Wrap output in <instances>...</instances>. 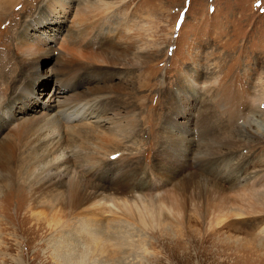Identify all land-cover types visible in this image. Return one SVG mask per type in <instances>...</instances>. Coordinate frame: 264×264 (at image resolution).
I'll use <instances>...</instances> for the list:
<instances>
[{
	"label": "rangeland",
	"instance_id": "1",
	"mask_svg": "<svg viewBox=\"0 0 264 264\" xmlns=\"http://www.w3.org/2000/svg\"><path fill=\"white\" fill-rule=\"evenodd\" d=\"M5 1L0 40L8 45L45 0H11L6 9ZM60 7L45 10L59 9L56 21L29 34L50 45L49 37L62 35L65 54L42 52L34 67L24 68L15 45L1 52L0 108L8 101L12 107L9 122H0V141L12 138L14 122L33 116L42 103L100 96L96 111L118 119L120 144L61 129L57 147L76 167L89 169L87 161L99 158V181L116 184L112 177L139 173L151 187L137 194L150 197L161 218L156 229L126 221L114 226L109 239L97 240L105 244L100 251L78 237L80 215L59 217L49 208L52 196L33 200L37 193L26 188L19 203L4 189L0 264H264V0H82L70 14ZM70 20L74 26L67 29ZM188 76L197 80L193 89ZM29 78L32 95L13 100ZM173 111L170 136L165 122ZM100 126L110 133L109 125ZM33 144L34 156L41 155L43 143ZM104 148L111 154L103 155ZM46 160L39 158V165ZM37 214L46 217L44 226ZM94 224L87 221L86 230L93 232Z\"/></svg>",
	"mask_w": 264,
	"mask_h": 264
},
{
	"label": "bare ground",
	"instance_id": "2",
	"mask_svg": "<svg viewBox=\"0 0 264 264\" xmlns=\"http://www.w3.org/2000/svg\"><path fill=\"white\" fill-rule=\"evenodd\" d=\"M10 1L11 0H6L3 3V7L5 9L7 8L5 6L10 5ZM81 2L82 0H45L40 6V9L42 10L40 11L39 9V12H37L31 19V22L29 21V23H24L20 30H16L11 35V43H8V45L13 44L18 50H20V61L23 67L25 65H28L29 68L34 67L40 60V55L42 52L56 53V55L59 56L65 54L66 46L64 42H61L63 38L62 35L56 34L49 37L48 39H52L53 42V44L50 45L45 41V39L40 38L38 35L32 37V34H29V32L31 30V27L35 30L36 27L41 26L44 21L53 22L56 21L59 17V9H51L47 11V13L45 12V10L59 5L61 6L60 8L64 11V14H70L72 10L68 11V9H73L74 4L78 5ZM1 8L2 6L0 4V9ZM47 14L52 16L47 17ZM73 26L74 22L70 20L67 29ZM109 31L110 29L103 32L105 33L104 37L110 38ZM5 39L6 41H9L8 38ZM8 45L2 44L0 40V56L1 52L3 50H6ZM29 52H31V54H34V56L28 59L27 55H29ZM7 56L8 55H6V58ZM61 64L62 63L60 62L59 67H57L55 70L60 71ZM31 79L32 78H29L27 81L18 85L15 93L12 95L13 100L22 101V99H28L29 96L32 95L30 85ZM187 81L191 89L195 88L197 82L196 79L188 76ZM99 97L88 95V97L85 98L82 102H76L72 105L62 104L59 102H57V104L45 102L42 103L37 109H35V113L32 114L33 116L24 118V120H22L21 122H14L15 124L13 123L14 125L12 126L14 127L16 134L10 139H3L2 141H0V193L5 189V191L16 195L15 197L18 198L19 203L25 201L26 188L29 189V192L31 191L30 195L33 194V191L34 194L37 193V195L33 197V200H38V198L40 200V198L42 197L52 196L50 197V204H48L49 208H51V210H55L56 215L58 210V212L60 213L59 217H66L71 215H73L74 217V215H80V223L76 230V233H78V237L80 238V240L90 241L91 243L93 242L94 249L105 251L106 249L104 242H99L101 244L97 245V240H99L100 237H103L104 240L109 239V237L113 233L111 229H113L114 226H124L122 224L124 221H126V223L138 224L141 227L150 226L149 228L156 229L159 225L158 219L161 217L157 212L158 210L155 204L151 200H148V198L150 197L147 196L146 198V194H137V192L139 193L140 190H150L151 187L146 184H142L144 181L141 182V177L138 178L139 173L124 174L123 172V174L112 177L111 179H115L118 181V183L116 184L108 183V177L103 179L102 181H99V179L96 178L97 175L94 173V171H96V166H98L96 162L97 160H99V158L97 160L91 158L89 161H87L86 164L90 163V168L85 169L88 167L85 166V168H82L81 166L76 167L78 165H70L68 162L70 161L68 160L69 155H63L59 151L57 147L59 138H57V136L58 134H62L63 132L66 134H72L83 129L86 133L95 134L99 136V138L101 137L109 143L111 142L114 148L118 146V144H120L119 141L124 139V136H121L120 134L121 132L116 133V131H114V129L118 130L117 126L119 124L116 122L118 119L115 118L116 120L114 121V119L112 120L107 116H103L100 113V110L98 111L97 109L96 111V103ZM11 107L12 103L11 101H8L4 103L2 108H0V122L2 121V123H4L5 120L9 122L11 117ZM118 107L123 110L126 109V106L124 105ZM176 114L177 111H173L166 117L167 122H165V125H168L170 127L168 129V133H170V136H173L172 132L177 125V121L174 116ZM105 124L109 125L108 128L110 130V133L103 131V129L101 130L100 125ZM181 125L183 126L184 123L181 122ZM61 129L63 130V132ZM35 138L37 139L35 141L43 143L44 148L43 153L41 155L39 154V156L36 155V157L34 156V152L37 151V148H35V145L33 144L35 142ZM125 145H127V143ZM181 148H185V145ZM163 151H165V149ZM102 153L103 155L111 154L110 149L108 148H104ZM184 155H188L186 154V151L184 152ZM36 158H38V160ZM39 158L40 160L44 158L47 159L45 162V166L42 165V167L39 165ZM123 162L124 161H122V163ZM125 163L126 162H124V164ZM177 167L180 168L179 166ZM184 167L186 166L184 165ZM80 170H83V174L81 173V178L79 177ZM163 175H165V173ZM93 177L95 178L94 182L93 180L90 182ZM4 178H8L9 181H4ZM155 181L157 182L156 175ZM244 182L246 183V181ZM143 196H145V198H143ZM30 210L31 209L29 206V208L26 210L27 217L25 218H29L28 212ZM15 214L16 216L20 214V208L17 209V212ZM95 214H100L102 218L96 217ZM35 217H41L40 219H38V225L40 226H44V224L47 222V220L45 219L46 217H43L40 214H37ZM89 220L95 222V224L93 225V232H89L86 230L87 221ZM97 223L99 225H96Z\"/></svg>",
	"mask_w": 264,
	"mask_h": 264
}]
</instances>
